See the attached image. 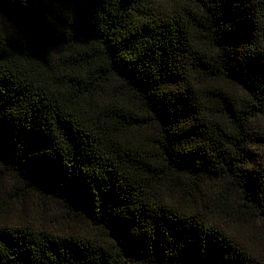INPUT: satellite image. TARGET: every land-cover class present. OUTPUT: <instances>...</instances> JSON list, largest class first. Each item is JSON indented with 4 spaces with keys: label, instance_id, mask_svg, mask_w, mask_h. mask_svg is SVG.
Listing matches in <instances>:
<instances>
[{
    "label": "trees",
    "instance_id": "16d2710c",
    "mask_svg": "<svg viewBox=\"0 0 264 264\" xmlns=\"http://www.w3.org/2000/svg\"><path fill=\"white\" fill-rule=\"evenodd\" d=\"M0 173L92 230L0 264H264V0H0Z\"/></svg>",
    "mask_w": 264,
    "mask_h": 264
},
{
    "label": "rangeland",
    "instance_id": "374dc122",
    "mask_svg": "<svg viewBox=\"0 0 264 264\" xmlns=\"http://www.w3.org/2000/svg\"><path fill=\"white\" fill-rule=\"evenodd\" d=\"M9 181L0 173V212L3 211L1 208H6L7 205L11 209L5 213V223L26 224L35 228L47 229L58 235L90 234L92 231L86 223L76 219L67 208L41 194L21 192L17 189L19 184ZM242 230L243 242L247 241L252 246L261 247L262 238H264V223L246 225Z\"/></svg>",
    "mask_w": 264,
    "mask_h": 264
}]
</instances>
